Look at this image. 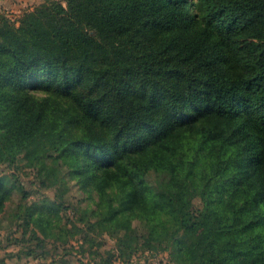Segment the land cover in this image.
<instances>
[{
	"label": "trees",
	"instance_id": "1",
	"mask_svg": "<svg viewBox=\"0 0 264 264\" xmlns=\"http://www.w3.org/2000/svg\"><path fill=\"white\" fill-rule=\"evenodd\" d=\"M19 156L63 161L92 185L94 219H79L120 258L154 242L176 264H264V0H49L17 24L0 14V164ZM58 212L38 206L42 233Z\"/></svg>",
	"mask_w": 264,
	"mask_h": 264
},
{
	"label": "rangeland",
	"instance_id": "2",
	"mask_svg": "<svg viewBox=\"0 0 264 264\" xmlns=\"http://www.w3.org/2000/svg\"><path fill=\"white\" fill-rule=\"evenodd\" d=\"M44 1L49 0H0V14L17 24L26 10ZM59 1L65 4V0ZM44 162L45 168L38 164L26 166L19 156L13 164H0V175L8 177L6 186L10 190L0 206V257L5 264H102L105 259H109L108 264H176L168 257V251L161 250L154 242L138 247L128 259L118 257L113 237L86 231L79 219H94L88 213L90 208L96 207L98 200L92 185L67 172V164L63 161V166L56 163L53 166L49 158ZM51 167H54V172L45 178V170ZM61 176H64V188L59 185ZM43 180L46 183H42ZM17 185L27 192L25 197ZM192 201L195 210L201 207L199 197ZM51 202L59 212L54 214L44 234L33 218L38 206ZM29 207L32 215L27 219L24 214ZM132 223L136 224V219ZM193 228L199 230L201 226ZM88 238H92L91 242Z\"/></svg>",
	"mask_w": 264,
	"mask_h": 264
}]
</instances>
